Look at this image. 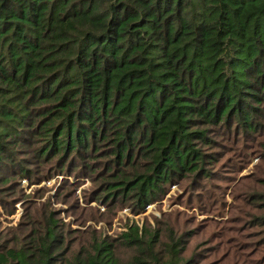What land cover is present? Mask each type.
<instances>
[{
    "label": "trees",
    "instance_id": "trees-1",
    "mask_svg": "<svg viewBox=\"0 0 264 264\" xmlns=\"http://www.w3.org/2000/svg\"><path fill=\"white\" fill-rule=\"evenodd\" d=\"M231 133H264V0H0V186L48 164L136 214L171 185L194 196ZM25 218L0 264H217L169 221L72 237L54 211Z\"/></svg>",
    "mask_w": 264,
    "mask_h": 264
},
{
    "label": "rangeland",
    "instance_id": "rangeland-1",
    "mask_svg": "<svg viewBox=\"0 0 264 264\" xmlns=\"http://www.w3.org/2000/svg\"><path fill=\"white\" fill-rule=\"evenodd\" d=\"M217 143L218 164L211 170L210 178L194 188V196L183 188L189 181L171 185L160 200L136 214L126 206L108 209L99 199L95 200L96 192L90 195L102 179L89 181L85 176L74 178L54 173L51 165L47 173L49 165H40L43 170H39L32 181L18 179L14 188L0 186V230L6 231L26 221V211L31 213L34 209L54 211L65 223L68 233L73 232L72 237L80 236L81 231L89 227L115 237L133 222L139 227L154 226L159 219L162 223L169 221L179 231L193 229L187 255L202 242L203 247H208L203 252L207 262L214 259L217 264H233L234 261V264H264V222H252L261 212L250 197L264 192L260 184L264 178V159L258 154L264 133L247 140L231 133ZM87 236L86 233L84 238ZM230 253H234L236 260Z\"/></svg>",
    "mask_w": 264,
    "mask_h": 264
}]
</instances>
